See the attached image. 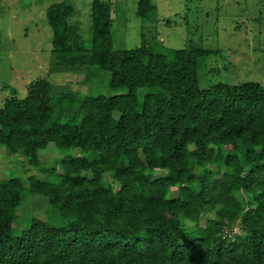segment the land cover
<instances>
[{
    "label": "trees",
    "instance_id": "16d2710c",
    "mask_svg": "<svg viewBox=\"0 0 264 264\" xmlns=\"http://www.w3.org/2000/svg\"><path fill=\"white\" fill-rule=\"evenodd\" d=\"M156 12L154 0L138 1L144 20ZM73 13L67 2L47 11L50 72L97 67L127 92L78 99L39 78L25 97L0 107V147L32 165L51 143L79 151L43 167L56 181L30 178L31 192L48 197L70 225L33 218L16 240L26 185L17 176L0 179V264H264V88H202L205 50L162 53L145 38L113 49L112 10L103 0L93 1L86 51L72 44ZM145 87L158 90L139 102Z\"/></svg>",
    "mask_w": 264,
    "mask_h": 264
},
{
    "label": "rangeland",
    "instance_id": "374dc122",
    "mask_svg": "<svg viewBox=\"0 0 264 264\" xmlns=\"http://www.w3.org/2000/svg\"><path fill=\"white\" fill-rule=\"evenodd\" d=\"M93 1L0 0V107L12 96L25 97L30 84L39 78L69 89L78 99L87 94L114 96L127 92L113 89L111 72L97 67L85 73L50 72L54 34L47 19L48 9L60 2L74 7L69 18L76 32L72 44L89 51L93 46ZM103 1L112 10L113 49L136 48L145 38L162 53L184 48L205 50L207 54L198 58L202 88L243 82H255L264 88V0H154L157 12L147 20L137 15L139 0ZM157 90L140 88L139 102L146 93ZM59 97L54 96V103ZM78 153V149H63L51 143L41 150L39 163L32 165L21 153L13 154L6 146L0 147V179L17 176L26 185L25 198L13 224L16 240L33 218L58 227L71 224L48 197L31 192L30 178L56 181L57 176L43 167L57 166L61 158ZM172 191L176 195V189ZM235 229L238 232L239 226Z\"/></svg>",
    "mask_w": 264,
    "mask_h": 264
},
{
    "label": "built area",
    "instance_id": "2783aa9c",
    "mask_svg": "<svg viewBox=\"0 0 264 264\" xmlns=\"http://www.w3.org/2000/svg\"><path fill=\"white\" fill-rule=\"evenodd\" d=\"M235 228H236V226H235ZM234 232H236V229H234ZM237 233V232H236Z\"/></svg>",
    "mask_w": 264,
    "mask_h": 264
}]
</instances>
